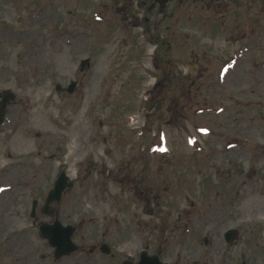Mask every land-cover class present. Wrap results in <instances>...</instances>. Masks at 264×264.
<instances>
[{"label":"rangeland","instance_id":"374dc122","mask_svg":"<svg viewBox=\"0 0 264 264\" xmlns=\"http://www.w3.org/2000/svg\"><path fill=\"white\" fill-rule=\"evenodd\" d=\"M152 1L0 0V264H264V0ZM56 211L114 259L55 261Z\"/></svg>","mask_w":264,"mask_h":264},{"label":"water","instance_id":"95a60500","mask_svg":"<svg viewBox=\"0 0 264 264\" xmlns=\"http://www.w3.org/2000/svg\"><path fill=\"white\" fill-rule=\"evenodd\" d=\"M156 2L160 3L161 6H165L168 1L170 0H155ZM88 60L82 61V68L85 67ZM75 85L74 82L71 83L68 91H72L73 86ZM57 91L61 90V85H56ZM14 98V94L11 92H5L2 96V100L0 101V124H2L5 114H6V106L7 103ZM73 186V182L69 181L68 176L66 175L65 171H62L58 176V179L54 183L53 189L48 193L46 198V203L43 208L45 213H48L50 204L55 201L59 204L63 192L65 189L70 188ZM35 213V202L32 208V215ZM57 215V211L56 214ZM40 230L42 231V235L46 237L51 246L56 247L57 256H62L64 254H69L73 251L76 246L71 240V236L75 230L73 226H63L58 220L55 221L53 225H41ZM238 234L237 229H230L225 233L226 239L230 242L232 241ZM147 252L142 253V259L137 264H161L157 258V256H150L147 258ZM126 264V263H125ZM130 264V263H128ZM242 264H247L243 262Z\"/></svg>","mask_w":264,"mask_h":264},{"label":"flooded vegetation","instance_id":"af4514ba","mask_svg":"<svg viewBox=\"0 0 264 264\" xmlns=\"http://www.w3.org/2000/svg\"><path fill=\"white\" fill-rule=\"evenodd\" d=\"M35 216L36 215H34L33 218ZM30 217H31V215H30ZM57 218H58V216H57ZM43 222L44 221H42V223ZM42 223H40V225ZM48 224H50V223H48ZM40 225L38 226V229H39ZM39 232L41 234L40 229H39ZM118 232H119V229H118ZM123 234L124 233H121L120 235H123ZM103 236L105 238H103L102 241L97 242V243H94V244H91V245H88L89 246L88 248H85L86 246H84V245L77 244V249L74 250L73 253L84 254V256H86V255L93 256L97 252H99V253H102L103 255L107 256V257H111V259H114V257H115L114 250H115V248H114V244L113 243H117L118 242V239L117 238H115V239H109L108 236H106V235H103ZM7 242H9L8 246L10 247V249H13V248L19 249V248H22L23 246H27L28 247V243L27 242H24V241H21L20 243H14L12 241H9V239H7ZM53 249H54V259H55V261H57V258H58L57 252H56V249L55 248H53ZM144 250L147 251V254H146L147 258H150V256H152V258H153V256H157V258H158V260H159V262L161 264H168L167 261L162 260V258L160 257L159 251H155L153 253H149V251L147 249H144ZM142 251L140 252V256H139L138 259L133 258L131 260H128L129 263L130 264H137V263H139V261L142 259ZM125 261H122L121 263L118 262L117 264H123ZM126 264H128V263H126ZM241 264H242V262H241Z\"/></svg>","mask_w":264,"mask_h":264},{"label":"bare ground","instance_id":"6f19581e","mask_svg":"<svg viewBox=\"0 0 264 264\" xmlns=\"http://www.w3.org/2000/svg\"><path fill=\"white\" fill-rule=\"evenodd\" d=\"M228 76H229V79H228V83L231 85V86H233L237 81H239L240 80V73H237L236 72V69H233V70H230L229 71V73H228ZM263 82H260L259 83V85L260 84H262ZM264 85V84H263ZM40 116V115H39ZM31 140L30 139H28V137L27 138H23V137H21V138H18V142H16V143H18L19 144V147L20 148H22V149H26L27 148V146L29 145V142H30ZM4 166V165H3ZM7 169V168H6ZM15 173L17 174V171H15ZM9 174V173H8ZM11 175H8V176H6L5 177V183L7 182V178H9ZM8 185H6V187H7ZM10 189V190H9ZM7 190H9V191H7ZM2 192H4L2 195H1V197L0 198H3V196L5 195V194H12V188H7L6 190H3Z\"/></svg>","mask_w":264,"mask_h":264}]
</instances>
